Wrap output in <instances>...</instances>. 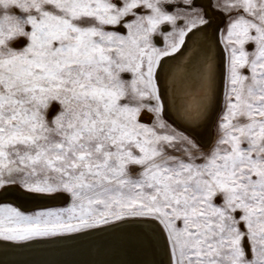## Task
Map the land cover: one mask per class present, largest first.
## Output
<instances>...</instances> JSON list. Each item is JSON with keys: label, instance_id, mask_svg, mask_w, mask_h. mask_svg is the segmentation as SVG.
<instances>
[{"label": "snow or ice", "instance_id": "snow-or-ice-1", "mask_svg": "<svg viewBox=\"0 0 264 264\" xmlns=\"http://www.w3.org/2000/svg\"><path fill=\"white\" fill-rule=\"evenodd\" d=\"M212 7L219 111L196 0H0V194L68 202L0 203V242L149 223L168 264H264V0ZM174 69L194 85L179 102L161 87Z\"/></svg>", "mask_w": 264, "mask_h": 264}, {"label": "bare ground", "instance_id": "bare-ground-1", "mask_svg": "<svg viewBox=\"0 0 264 264\" xmlns=\"http://www.w3.org/2000/svg\"><path fill=\"white\" fill-rule=\"evenodd\" d=\"M208 14L209 25L199 37L205 44L212 45L214 63L217 65L218 86L216 111L220 110L222 101V83L219 76L224 70L222 45L217 43V28L223 16L214 11L211 0H196ZM175 64L174 61H169ZM162 89L175 87L179 97L194 91L192 81L183 78L178 70L168 77H162ZM215 114L206 124L196 128L190 134L201 143H207L213 135ZM63 194H35L19 187L11 188L0 194V202L10 201L24 209L50 205L64 200ZM18 206V207H19ZM165 242L155 225L137 223L118 225L75 236L71 239H52L14 246L0 242V264H168Z\"/></svg>", "mask_w": 264, "mask_h": 264}, {"label": "rangeland", "instance_id": "rangeland-1", "mask_svg": "<svg viewBox=\"0 0 264 264\" xmlns=\"http://www.w3.org/2000/svg\"><path fill=\"white\" fill-rule=\"evenodd\" d=\"M213 2H214V0H211V3H213ZM197 4L200 5L199 3H197ZM223 21H224V17H223V20H222L221 25L219 26V28H223L224 27ZM213 131H214V128H213ZM0 203H10V204H12L15 207L19 206V205H16L14 202H10V201H2ZM67 206H68V202H67V200L65 198L62 201L53 202L50 205L39 206V207H36V208H33V209H24L21 206H19L18 208H20L22 211H25V212H31V211L38 210V209L63 208V207H67Z\"/></svg>", "mask_w": 264, "mask_h": 264}]
</instances>
